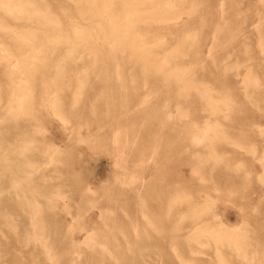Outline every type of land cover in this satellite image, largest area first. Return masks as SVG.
<instances>
[{"label": "rangeland", "instance_id": "rangeland-1", "mask_svg": "<svg viewBox=\"0 0 264 264\" xmlns=\"http://www.w3.org/2000/svg\"><path fill=\"white\" fill-rule=\"evenodd\" d=\"M36 1L40 7L46 6L48 9H45L50 10L53 15L60 16L59 18L63 21L65 27L70 29L71 24L75 28L78 25L76 29L81 30L83 28L82 31L84 30L85 33L87 31V37L83 38V41L78 44L79 47H76L77 49L71 52V55H73L72 60L68 59L64 53H60L52 58L45 57L48 56V53H44L43 57L45 59L43 58V60L45 63L50 64L41 68V70L36 69V71L33 68L35 63H37L36 60L39 59L34 58L31 56L32 54L28 53H31L32 50L30 51V49L32 48L29 47L30 45H27L29 41L21 40L22 33H24L21 28H24V31H29L32 28L34 31H39V28L42 26L32 20H21L18 13H16L17 16L13 14H9V16L7 13L2 14L0 9V22L5 27L0 28V115L4 113L8 114L7 107L14 104L11 98L15 95L22 94V92L23 94L28 93V97L32 95L30 98L25 99L24 104L25 106L28 105V108L24 106L26 112H23V114L21 112L14 117L18 130L16 129L14 135L6 139L7 142L5 144L9 143L15 146L17 145L16 143L23 144L21 142L25 141L27 142V146L30 145L29 149L38 146L39 148L49 149L52 152L54 160H50V164L40 166L41 156L39 157L38 151L30 150L26 153L27 157H22V160L24 163L29 164H25L26 169L22 168L21 171L15 174L16 176L22 174V177H24L21 180V184L25 190H18V193L23 194L21 197L18 196L22 200H28L27 205L29 207L31 206V203L29 204L30 199L33 200L32 197L30 198L33 190L39 193L36 196V200H42V202L47 198L52 200V197H54L53 200L69 199L71 213L67 214V212H63L58 214L57 218H53L48 216L50 209H44L41 214L45 218V221L42 220V224L44 223L43 225H47V228H50L49 232L44 230L50 235L48 238H50L49 242L51 247H53V249L51 248V255L55 259L51 261L53 258L48 259L40 239H36L35 242L33 234L29 233L30 235H28L26 241H23L25 234L23 227L25 219L23 216L25 214L17 205L18 200L21 199L19 197L17 199V191L10 186L9 174L1 171L0 189L1 192L4 191L2 192L3 201L0 204V217H2L0 218V264H109L115 261L114 259H111V261L108 259L110 253L115 251V249H131L134 247L135 241L143 238L145 233L157 235V232H154L150 226L149 221L165 214L167 204L162 205L161 203L171 198L176 202L175 207L173 206L176 216L173 217V220L176 219V223L174 224L177 225L173 232L176 234L166 239L163 246H159L158 244L149 246V249L154 251L153 255L156 259L161 260H153L151 263L147 262L148 264H264V88L260 90V87L264 85V78H262L264 77V0H172L173 5L175 3L177 7L178 3V9L183 11V13L181 12L180 19L170 23L172 30L167 27L168 25L164 21L160 22L159 20V22L157 20L156 22L152 21L147 26L141 25V28L145 29L147 36L163 37L162 39L165 43L161 47H158V50L156 49L155 53L151 55V57L155 55V58H160L159 62L164 57H170L171 49L174 46H179V49L187 53H179L177 56L171 55L169 58V62L171 63L167 67H174L176 65L174 64V59L180 58L177 62L180 69H183V67L189 69V71L187 70L188 72L182 75L187 79L179 80L174 86L162 80L158 83L151 81L150 78L152 76L149 74V71L141 72L134 70L132 68V53H128L127 50L123 49L113 52L106 50L107 53L115 55L118 58L117 70L113 69L114 59L110 58L111 63L108 70L98 67L87 71L86 74H81V68L85 66L82 62L91 63L84 60L86 54H89V57L93 58L94 52H96L94 50H98L99 52L109 42H113L116 38H113L111 33L115 29L108 27L110 26L109 23H106V27L105 21L102 19L98 18L101 22L99 20L90 22L79 16L78 9H82L81 11L90 9V5H86V1L88 0ZM120 1L114 0L113 6L111 5V8H114V5L117 6L121 3L117 7L115 6V11L118 10L116 13L120 12L118 18L120 19L123 15L122 19L118 20L120 22L117 31L120 30L123 33L127 31L126 25L129 24L130 20L128 21L129 17H125V15L129 9V12L135 13H131L133 16L137 15L135 17L130 15L132 20L134 19L132 24H135V18L137 19L141 12L149 11L148 13L153 12L154 16L155 14L156 17L159 16L157 11L150 12L152 8L150 3L151 5L157 4L160 0H155L154 2L145 0V2H148H141L142 5L139 4V6L133 3L135 5L134 7L131 4L134 7L133 9L131 5L130 7L128 6L131 0H127L128 3L125 0ZM4 2L7 3L8 0ZM158 3L160 4L161 2ZM86 6H88V9H85L87 8ZM135 8L138 9L137 13ZM148 13L146 12L145 14ZM126 16L129 15L127 14ZM12 17L15 19L19 18V21H15ZM5 22L11 25L9 27L13 31L9 30L8 24ZM135 22L136 24L139 23L138 21ZM96 23L100 24V26L103 24L102 29ZM91 24L93 25L90 26ZM121 26H125V29ZM254 26H258V28ZM19 27L21 28L19 29ZM141 28L140 31L142 30ZM144 29L142 30L143 33H145ZM258 29L259 31H257ZM120 31L118 33L122 34ZM193 32L196 34L195 36ZM11 34H13V39L11 38L13 41L8 38L12 36ZM18 38H20L21 42H19L20 40L18 41ZM102 38L103 40H101ZM88 43L90 45L93 43L92 47ZM117 44L128 46V43L123 42H118ZM22 45H27L28 47H25V49ZM8 48H11V50ZM21 49L25 51L22 52ZM27 49H29L28 52H26ZM5 52L10 54V57ZM157 52L160 53L158 54ZM16 53H19L22 58L20 55H14ZM42 53L40 55H43ZM23 56L26 58L24 59ZM30 57L35 59L34 63L30 62L31 60L33 61ZM6 59L10 60L6 61ZM15 59L18 62L23 60L22 64L20 62L16 63ZM57 61H68V63L76 64L78 72L69 70L63 73L59 71L60 68L55 63ZM223 64L226 65L223 66ZM30 66H33V68ZM228 66H230L229 69ZM222 68H224V71ZM21 69L24 72L23 74ZM23 69L25 71L26 69H31V73L29 72L28 74L29 70H27L25 77ZM246 70L250 73L247 74ZM11 71L15 73H13L14 76L13 74L11 75ZM161 71L155 73L161 79L172 77L170 76L171 72L174 77L176 74L180 76L179 72L174 73V71L165 69ZM193 73L196 74L194 75ZM15 75L18 77L15 78ZM32 75L35 77V80L31 77ZM191 75L192 77H190ZM11 76L13 77L11 78ZM76 76L83 77L82 81L79 82L74 79ZM145 76L148 78L146 81L142 80ZM253 76L256 78H253ZM52 77L58 79L52 81ZM26 78L31 80L27 79L28 84L26 83ZM217 78L224 79V81L219 82L216 80ZM250 78L253 81L258 78V81L253 82ZM12 81L19 83L15 84ZM185 83H187L190 90L193 89L190 91ZM245 83L249 86L248 89ZM249 83H251V86ZM257 83H261L260 86ZM45 84L48 87V92L53 93L55 91L57 93L55 94L54 92V95L52 93L47 94ZM192 84H194L195 88ZM12 85H15V89ZM181 86L185 87L182 88ZM12 87L13 90H11ZM20 87H23L22 92L20 91ZM29 87L33 90L29 91ZM203 87L209 91L206 92ZM25 90L26 92L24 93ZM11 92L14 96L10 94ZM45 92L46 96L49 95L50 99L45 96ZM204 92L207 94H204ZM252 92L253 94H251ZM208 93H211V96ZM75 94L76 96H73ZM190 94L197 95L196 101L189 102L186 100ZM226 94L229 98L225 97ZM53 97L56 102L51 100ZM75 97H78L76 102H74ZM213 97L217 99L214 98L215 102L212 99ZM220 98L221 101H219ZM251 98L254 100H250ZM27 99H32V102L26 101ZM230 99L232 103L229 102ZM258 100L260 101L258 102ZM51 102L53 104H49ZM54 103L57 106L59 105L57 109ZM226 103H230V108ZM211 104L212 106H216V109ZM225 104L230 109L227 108L229 110L228 113L234 112L233 114H227L226 111L228 110H226ZM44 105H47L46 108ZM102 109L106 110L100 112L99 110ZM213 109L219 111L216 112ZM59 110L61 113H59ZM221 111L224 112L222 113ZM55 112L56 115L54 114ZM187 113H189L188 116ZM182 114H185L184 117L181 116ZM224 114L228 115V117H225ZM0 119L2 120V118ZM206 125L209 127H206ZM211 126H215V128L213 127L215 130ZM192 135H196L197 138ZM197 139H199L198 141L201 140V142H196ZM211 155L214 156L210 158L212 161L209 160ZM206 157H208V160ZM216 158H218V162L215 164ZM211 164H215L216 166H212ZM27 167L29 170L31 167L35 168H31L29 171ZM212 168L213 171H211ZM30 181L34 183H28ZM30 185L35 186V188L29 189L31 188ZM24 192L28 196V198L26 196L27 199ZM40 193L45 196H42ZM60 195L64 196V198ZM201 208V215L193 216L196 219L191 218L192 212ZM106 212L109 213L107 214ZM186 212L191 214V217ZM5 213L8 214V218H6ZM9 216L11 219H9ZM60 221V229L58 230L61 232L59 235L74 224L72 236L78 242L82 241L87 232L86 229H81L80 227L81 225H86L90 231H94L93 238L97 239V242L108 241L107 244L110 246H108L109 252L107 251V256L105 249H99L98 246H102L100 243L88 244L83 242L77 247V250L80 252L79 260L70 261V256L77 257L78 252L72 251L73 249L69 245L66 247L57 245L58 241L55 234V229L57 228L54 226L55 223ZM222 224H226L230 229L234 227L233 229L238 230L236 231L237 234H245L244 236L240 235V237L236 236L238 237L236 239L240 241L239 247L243 241L242 245L246 247H242L245 249L240 248L241 251L240 249L237 251L238 249H234L232 245L212 243L211 237H205L211 243L197 245L194 243L196 242L194 238H197L196 233L190 235V237L194 238L184 235L193 232L197 227H201V225L218 228ZM11 228L14 229L12 230ZM116 229H119V231ZM134 232L137 233L134 234ZM188 238L190 239L188 240ZM243 238L246 240L244 241ZM174 240L181 242L186 240L191 242V244L171 245L170 242ZM246 243L250 246H247ZM90 247L92 249H89ZM94 248L101 251H98V254L95 255L92 253L95 250ZM217 249L220 250L221 254L217 253ZM236 252H240L239 255ZM243 253L246 255L244 256ZM175 254L179 256L176 257ZM250 261L252 262L250 263Z\"/></svg>", "mask_w": 264, "mask_h": 264}, {"label": "bare ground", "instance_id": "bare-ground-1", "mask_svg": "<svg viewBox=\"0 0 264 264\" xmlns=\"http://www.w3.org/2000/svg\"><path fill=\"white\" fill-rule=\"evenodd\" d=\"M5 1V0H4ZM4 1H2V0H0V9H1V11H2V14H5V13H7V15H9V14H13V15H15V16H17L16 15V13H18V15H19V18L21 19V20H27V21H29V20H32V21H35V22H37L40 26H42V27H40L39 28V31H34V30H27V31H24V28H21V27H19V29L21 28L22 30H23V32L24 33H22V38H21V36H20V38H21V40L22 41H29V43L27 44L26 42V44L30 47V48H32V49H30V51H31V53L30 52H28V50L29 49H27L26 50V52H28L31 56H33L34 58H38L39 60H36L37 61V63H35V65H34V68H33V66L31 67V68H33V70H36V69H40L41 70V68H43V67H46V66H48L50 63H45V61L43 60V56H44V53L45 54H47L48 53V56H45V57H53V56H57V55H59L60 53H64L65 55H66V57L68 58V59H73V55H71V52L74 50V49H77L79 46H78V44L81 42V41H83V38L85 39V37H87V31H86V33L84 32V30L82 31V29L81 30H79V29H76L77 28V26H76V28L74 27V25L73 26H71V24H70V29L68 28V27H65L64 26V23H63V21L58 17V16H55V15H53L51 12H50V10H47L48 9V7H40V5H38L39 3L36 1V0H8V2L6 3V2H4ZM77 1V0H76ZM83 1H85V0H83ZM117 1V0H116ZM119 1V0H118ZM122 1V0H121ZM120 1V2H121ZM126 1V3H128L127 2V0H125ZM124 1V2H125ZM148 1H150V0H148ZM148 1H146L145 2V0H131L129 3L130 4H128V6L130 7V5L131 4H138V5H136V6H139V4H141L142 5V3L141 2H145V3H147ZM151 1H155V0H151ZM181 1V0H180ZM89 2V3H88ZM113 2H114V0H88V1H86V5H90V9H88V6H86L87 8H85V9H88L87 11H81L80 9H78L79 10V16H81L82 17V19L84 18L85 20H87V21H90V22H94L95 20H99V19H102V20H104L105 21V25H106V23H109V25L110 26H108V27H112V29H115V30H112V32L113 33H111V32H108V33H111V36L113 37V38H116L113 42H109L108 43V45L106 46V47H104V49H102L101 51H99L98 52V50H94V51H96V52H94V57L93 58H90L89 57V54H86V57L84 58V60H87V61H90L91 63L90 64H87V62H82L83 64H85V66L83 67V68H81V70H82V73L81 74H86L87 73V71H89V70H93V69H96V68H102L103 70H108L109 68H110V58H113L114 59V70H117L118 69V65H117V59L118 58H116V56L115 55H110V53H107L106 52V50H109L110 52H113V51H118V50H120V49H123V50H127L128 51V53H132V55H133V61H132V68H134V70H139V71H141V72H147V71H149V74H151V78H150V80L151 81H153V82H159L160 80H162V81H166L168 84H170V85H172V86H174L176 83H178L179 82V80H186L182 75H184V73L185 72H188L189 71V69L188 68H184L183 67V69H180V67H179V65H178V60L180 59H174V64H176V65H174V67H167L171 62H169V58L171 57V55L173 56V55H175V56H177L179 53H183L184 52V50H182V49H179L177 46L175 47L174 46V48L173 49H171V55H170V57L168 56V57H164L163 59H162V61H158L159 59H157V58H155L154 56L153 57H151V55H153L154 53H155V51H156V49L158 48V47H161L165 42L163 41V37L161 38L160 36V38H158V37H156V36H147V34H146V31H145V29H144V32L145 33H143L142 32V26L141 25H149L150 24V22H156V20L158 21H160V22H162V21H164L168 26V28L169 29H171L172 30V25L170 24L171 22H173V21H177L178 19H180L181 18V14L183 13V11L181 10H179L178 9V3H177V7H176V5H175V3H174V5H173V1L172 0H164L163 1V3H162V0H160V1H158V2H161L160 4L157 2V4H153V5H151V3H150V6H152V8L150 9V12L151 11H157L159 14V16H157L156 17V14H155V16H154V13L153 12H151V13H148L149 11H146L148 14H145L146 12H141V14L137 17V19L135 18V21H138L139 23L138 24H136V22L134 21V23L135 24H132L133 23V20H132V18H131V16L130 15H132L131 13H133V12H129V10H127V8H126V10H127V14L129 15V16H126L125 15V17H129L128 18V23L129 24H127L126 25V27H127V31H124V33L122 32V31H120V32H122V34L121 33H118L119 31H117L118 29H119V22L120 21H118V20H120V19H122L121 17L123 16H121L120 17V19L118 18V16H120V12L118 13V15H117V13H116V11H118V10H116L115 11V6L116 5H114V8H111L113 5ZM178 2V1H177ZM47 3V2H46ZM156 3V2H155ZM221 4H222V2H220ZM41 4V3H40ZM42 4H44V3H42ZM72 4V3H71ZM71 4H69V5H71ZM78 5H79V3H77ZM119 4H121V3H119ZM118 4V5H119ZM133 4V6L135 7V5ZM45 5V4H44ZM44 5H42V6H44ZM61 5V4H60ZM73 5H75V4H73ZM80 5H81V3H80ZM112 5V6H111ZM117 5V6H118ZM124 5H125V3H124ZM148 5V4H147ZM146 5V6H147ZM85 6V5H84ZM116 6V7H117ZM127 6V7H128ZM132 6V5H131ZM131 7L132 9L134 8V7ZM59 7H61V6H59ZM83 7V6H82ZM126 7V6H125ZM125 7H123L124 9H125ZM45 8H47V9H45ZM57 8V7H56ZM138 8V7H137ZM147 8H148V6H147ZM50 9V8H49ZM144 9V8H143ZM149 9V8H148ZM77 10V11H78ZM135 10H136V13H137V11H138V9H136L135 8ZM185 10V9H184ZM121 11V10H120ZM133 11V10H132ZM141 11H143V10H141ZM14 12H15V14H14ZM66 12H68L67 10H66ZM65 12V13H66ZM129 12V13H128ZM135 12V11H134ZM182 12V13H181ZM123 13H126V12H123ZM140 13V12H139ZM138 13V14H139ZM69 14V13H68ZM133 14H135V13H133ZM63 15H66V14H63ZM4 16V15H3ZM10 16V15H9ZM70 16V15H69ZM133 16V15H132ZM135 16H137V15H135ZM135 16H133V17H135ZM65 17V16H64ZM13 18V17H12ZM17 18V17H16ZM19 18H17V19H15V18H13L15 21H19ZM70 18V17H69ZM80 18V17H79ZM99 18V19H98ZM1 19H2V17H1ZM71 19H72V17H71ZM4 20V19H3ZM2 20V21H3ZM20 20V21H21ZM69 20V19H68ZM125 20H127L126 18H125ZM155 20V21H154ZM9 21V20H8ZM100 21V20H99ZM98 21V22H99ZM122 21V20H121ZM132 21V22H131ZM158 21V22H159ZM259 21H260V19H259ZM23 22V21H22ZM71 22V21H70ZM69 22V23H70ZM74 22V21H73ZM101 22V21H100ZM99 22V23H100ZM6 23V22H5ZM32 23V22H31ZM30 23V24H31ZM75 23V22H74ZM89 23V22H88ZM104 23V22H103ZM126 23H127V21H126ZM4 24V23H3ZM6 24H8L7 26H8V28H9V30L10 31H13L12 30V28L10 29V27L9 26H11L9 23H6ZM77 24H79L78 22H77ZM81 24V23H80ZM94 24V23H93ZM93 24H91L90 26H92ZM97 24V23H96ZM101 24V23H100ZM100 24H97V26L100 28V29H102L101 27H102V25L100 26ZM122 24V23H121ZM14 25V24H13ZM17 25V24H16ZM37 25V24H36ZM69 25V24H68ZM86 25V24H85ZM124 25V24H123ZM157 25H158V23H157ZM29 26V25H28ZM27 26V27H28ZM84 26V25H83ZM259 26H260V24H259ZM2 27H4L3 25H2V23L0 22V28H2ZM26 27V26H25ZM79 27H81V26H79ZM85 27V26H84ZM103 27H105V26H103ZM106 27H107V25H106ZM105 27V28H106ZM121 27H123V26H121ZM150 27V26H149ZM161 27V26H160ZM159 27V28H160ZM254 27H257L258 28V26H254ZM5 28V27H4ZM7 28V29H8ZM14 28H16V27H14ZM30 28H31V26H30ZM90 28V27H89ZM105 28H103V29H105ZM140 28L142 29L141 31H140ZM148 28V27H147ZM18 29V30H19ZM35 29V28H34ZM87 29V28H86ZM85 29V30H86ZM93 29V28H92ZM98 29V28H97ZM122 29V28H121ZM123 29H125V26L123 27ZM122 29V30H123ZM259 29H261V28H259ZM259 29L257 30V31H259ZM2 30H4V29H2ZM109 30V29H108ZM111 30V29H110ZM15 31H17V30H15ZM21 31V30H20ZM91 31V30H90ZM97 31V30H96ZM100 31H102V30H100ZM88 32H89V30H88ZM95 32V31H94ZM98 32V31H97ZM103 32V31H102ZM106 32V31H105ZM14 33H16V32H14ZM13 33V34H14ZM101 33V32H100ZM107 33V34H108ZM192 33V32H191ZM4 34V33H3ZM6 34V33H5ZM9 34H10V32H9ZM13 34H11L12 36L10 37H8V38H10V40H11V38L13 37ZM16 34H18V33H16ZM91 34V33H90ZM90 34H88V35H90ZM102 34H104V32L102 33ZM193 34H194V32H193ZM8 35V34H7ZM97 35H98V33H97ZM96 35V36H97ZM105 35H106V33H105ZM196 34H194V36H195ZM5 36V35H4ZM19 36V35H18ZM18 36H16V37H18ZM92 36V35H91ZM104 36V35H103ZM109 36V35H108ZM107 36V37H108ZM193 36V35H192ZM193 36V37H194ZM6 37V38H7ZM97 37H99V36H97ZM15 38V37H14ZM20 38H18V41L20 40ZM106 38V37H105ZM13 39V38H12ZM82 39V40H81ZM92 39V38H91ZM97 39H100V38H97ZM17 40V39H16ZM21 40L19 41V42H21ZM93 40H95V39H93ZM101 40H103V38L101 39ZM107 40H109V39H107ZM119 40V41H118ZM187 40V39H186ZM11 41H13V40H11ZM86 41V40H85ZM87 41H89V40H87ZM96 41V40H95ZM99 41V40H98ZM105 41V40H104ZM16 42V41H15ZM118 42H123V43H128V46H125V45H119V44H117ZM180 42V41H179ZM16 43H18V42H16ZM94 43V42H93ZM93 43H91V45L89 44V46L90 47H92V44ZM167 43V42H166ZM195 43V42H194ZM19 45V44H18ZM27 45H22V46H24V48L25 47H28ZM85 45H87V44H85ZM95 45H96V42H95ZM194 45V44H193ZM6 46H8V45H6ZM17 46V45H16ZM101 46V45H100ZM103 46V45H102ZM188 46V45H187ZM1 47V46H0ZM4 47V46H3ZM19 47V46H18ZM77 47V48H76ZM86 47V46H85ZM97 47H98V45H97ZM189 47V46H188ZM7 48V47H6ZM11 48H12V46H11ZM11 48H8V49H10L11 50ZM20 48V47H19ZM185 48H186V46H185ZM2 49H4V48H2ZM7 49V50H8ZM14 49V48H13ZM17 49V48H16ZM23 49V48H22ZM21 49V50H22ZM26 49V48H25ZM90 49V48H89ZM101 49V48H100ZM189 49V48H188ZM0 50H1V48H0ZM158 50V49H157ZM161 50V49H160ZM170 50V49H169ZM4 51V50H3ZM9 51V50H8ZM18 51V50H17ZM23 51H25V50H22V52ZM68 53H67V52ZM85 51H87V50H85ZM92 51V50H91ZM90 51V52H91ZM167 51V50H166ZM263 51H264V49H263ZM25 52V53H26ZM43 52V53H42ZM162 52H164V51H162ZM4 53V52H3ZM5 53H7V52H5ZM15 53V52H14ZM20 53V52H19ZM19 53H16V54H14V55H20ZM28 53H26V54H28ZM40 53H42L43 55H40ZM83 53V52H82ZM92 53V52H91ZM158 53V52H157ZM156 53V54H157ZM160 53V52H159ZM158 53V54H159ZM184 53H186V52H184ZM24 54V53H23ZM26 54H24V55H26ZM168 54V53H167ZM167 54H166V56H167ZM187 54V53H186ZM2 55V54H1ZM9 55V57H10V54H8L7 53V56ZM22 55V54H21ZM20 55V56H21ZM184 55V54H183ZM12 56V55H11ZM20 56H19V58H20ZM27 56V55H26ZM42 56V57H41ZM164 56V55H163ZM186 56V55H185ZM4 57H5V55H4ZM13 57V56H12ZM11 57V58H12ZM14 57H16V56H14ZM158 57V56H157ZM6 58V57H5ZM21 58H22V56H21ZM23 58H24V56H23ZM26 58V57H25ZM24 58V59H25ZM30 58H32V57H30ZM42 58V59H41ZM184 58V57H183ZM182 58V59H183ZM13 59V58H12ZM11 59V60H12ZM16 59H18V58H16ZM16 59H15V61H16ZM28 60H29V58H27ZM33 59V58H32ZM45 59V58H44ZM47 59V58H46ZM89 59H91V60H89ZM131 59V58H130ZM173 59V58H172ZM213 59V58H212ZM8 60H10V59H8ZM7 59H6V61H8ZM19 60V59H18ZM18 60L16 61V63L18 62ZM21 60V59H20ZM28 60H27V62H28ZM34 60L35 59H33V61L31 60H29L31 63H34ZM23 61V60H22ZM22 61L20 62V64H22ZM24 61H26V60H24ZM213 61H214V59H213ZM212 61V62H213ZM219 61V60H218ZM237 61V60H236ZM11 62V61H10ZM9 62V63H10ZM18 62V63H19ZM97 62H99V63H97ZM183 62V61H182ZM181 62V63H182ZM222 62V61H221ZM8 63V62H7ZM12 63H13V61H12ZM15 63V62H14ZM24 63V62H23ZM56 63V65L57 66H59V68H60V70L59 71H62L63 73H65L66 71H69V70H71V71H76V72H78V66H76V64H73V63H68V61H57V62H55ZM191 63H193V62H191ZM214 64H215V62H213ZM19 64V65H20ZM26 65H27V63H25ZM24 64V65H25ZM29 64V63H28ZM228 64V63H227ZM14 65V64H13ZM18 65V64H17ZM16 65V66H17ZM33 65V64H32ZM189 65V64H188ZM203 65V64H202ZM224 65H226V64H223V66ZM258 65V64H257ZM28 66V65H27ZM187 66V65H186ZM190 66V65H189ZM188 66V67H189ZM194 66V65H193ZM232 66V65H231ZM237 66H239V64H237ZM236 66V67H237ZM262 66V65H261ZM264 66V65H263ZM15 67V66H14ZM19 67H21V66H19ZM26 67V66H25ZM208 67V66H207ZM229 67L230 66H228V69H229ZM241 67V66H240ZM251 67V66H250ZM250 67H249V69H250ZM12 68V67H11ZM17 68V67H16ZM23 68V67H22ZM190 68V67H189ZM238 68V67H237ZM236 68V69H237ZM254 68V67H253ZM163 69H165V70H171V71H174V73H176V72H179V75L180 76H178V74H176V76L174 77L173 75H172V72H171V75L170 74H168V75H170V76H172V77H169V78H166V79H161V77H158V75L157 74H155L156 72H158V71H161V70H163ZM191 69V68H190ZM203 69V68H202ZM208 69V68H207ZM223 69V71H224V68H222ZM239 69V68H238ZM260 69H262V68H260ZM11 70V69H10ZM9 70V71H10ZM19 70V69H18ZM24 71H25V69H23ZM27 70H29V69H26V71ZM31 70V69H30ZM30 70L28 71V74H29V72H30ZM188 70V71H187ZM234 70V69H233ZM248 70V69H247ZM246 70V71H247ZM255 70V69H254ZM13 71L15 72V70L13 69ZM17 71V70H16ZM20 71V70H19ZM21 71H22V69H21ZM25 71V77H26V74H27V72ZM37 71V70H36ZM193 71V70H192ZM191 71V72H192ZM203 71V70H202ZM208 71V70H207ZM251 71V70H250ZM12 72V71H11ZM10 72V73H11ZM14 72H12L11 73V75L14 73ZM34 72V71H33ZM162 72V71H161ZM24 72L22 71V74H23ZM31 73V72H30ZM164 73H167V72H164ZM170 73V72H169ZM173 73V74H174ZM246 73V72H245ZM248 73H250V72H248L247 71V74ZM15 74V73H14ZM14 74H13V76H14ZM194 74V73H193ZM196 74V73H195ZM194 74V75H195ZM252 74V73H251ZM18 75V74H17ZM31 75V74H30ZM29 75V76H30ZM165 75V74H164ZM163 75V76H164ZM214 75V74H213ZM238 75H239V73H238ZM237 75V76H238ZM250 75V74H249ZM249 75H248V78H249ZM13 76H11V78L13 77ZM16 76V75H15ZM19 76H21V75H19ZM23 76V75H22ZM21 76V77H22ZM162 76V75H161ZM18 76H16L15 78H17ZM20 77V78H21ZM31 77H33V80H35V77L32 75ZM30 77V78H31ZM166 77V76H165ZM186 77V76H185ZM188 77V76H187ZM190 77H192V75L190 76ZM196 77V76H195ZM224 77V76H223ZM242 77H244V76H242ZM250 77H251V75H250ZM10 78V79H11ZM14 78V79H15ZM248 78H246V79H248ZM253 78H256V77H254L253 76ZM262 78H264V77H262ZM28 78H26V83L28 82V80H30V79H28ZM56 79H58V78H55V77H52V81H54V80H56ZM74 79H76L77 81H82V79H83V77H80V76H76ZM190 79V78H189ZM251 79V78H250ZM258 79V78H257ZM256 79V80H257ZM13 80V79H12ZM142 80H148V78H146V76H145V78H142ZM193 80V79H192ZM217 81H219V82H221V81H224V79H221V78H217L216 79ZM252 80V79H251ZM251 80H249V81H251ZM256 80H254V81H256ZM24 81V80H23ZM22 81V82H23ZM31 81V80H30ZM195 81V80H194ZM244 81V80H243ZM247 81V80H246ZM253 81V80H252ZM253 81V82H254ZM258 81V80H257ZM185 82V81H184ZM187 82V81H186ZM197 82H199L198 80H197ZM197 82H196V84H197ZM12 83H15V82H13L12 81ZM16 83H19V82H16ZM15 83V84H16ZM21 83V82H20ZM25 83V82H24ZM29 83V82H28ZM27 83V84H28ZM31 83V82H30ZM192 83V82H191ZM190 83V84H191ZM194 84H195V82H193ZM201 83V82H200ZM199 83V84H200ZM247 83V82H246ZM246 83H245V85H246ZM264 83V82H263ZM22 84V83H21ZM26 84V85H27ZM161 84H163V83H161ZM186 84V87H188V89H189V86L187 85V83H185ZM194 84H192L193 85V87H194ZM207 84V83H206ZM209 84V83H208ZM248 84V83H247ZM250 84V86H251V83H249ZM257 84H259V83H257ZM261 84V83H260ZM260 84H259V86H260ZM24 85V84H23ZM164 85V84H163ZM167 85V84H166ZM182 85V84H181ZM184 85V84H183ZM210 85H212V84H210ZM209 85V86H210ZM222 85V84H221ZM220 85V86H221ZM243 85V84H242ZM13 86V85H12ZM15 86V85H14ZM13 86V87H14ZM45 86V89H47L46 90V92H47V94H49V93H52V92H48L49 90H48V87L46 86V84L44 85ZM48 86H50V85H48ZM80 86H81V83H80ZM165 86V85H164ZM177 86H178V84H177ZM191 86V85H190ZM196 86V85H195ZM199 86V85H198ZM213 86V85H212ZM246 86H248V85H246ZM245 86V87H246ZM258 86V85H257ZM258 86V87H259ZM264 85H262L261 87H260V90H262L264 87H263ZM13 87H12V89L11 90H13ZM31 87V86H30ZM30 87L28 88V89H30ZM180 87V86H179ZM182 87V86H181ZM183 87H185V86H183ZM182 87V88H183ZM202 87V86H201ZM206 87V86H205ZM205 87H203V88H205ZM208 87V86H207ZM256 87V86H255ZM258 87H257V89H258ZM18 88V87H17ZM16 88V89H17ZM21 88V87H20ZM23 88V87H22ZM22 88H21V92H22ZM33 88V87H32ZM50 88V87H49ZM82 88V87H81ZM195 88V87H194ZM198 88V87H197ZM199 88H200V86H199ZM198 88V89H199ZM202 88V89H203ZM222 88V87H221ZM220 88V89H221ZM249 88V86L247 87V89ZM262 88V89H261ZM2 89V88H1ZM14 89H15V87H14ZM24 89H25V87H24ZM27 89V90H28ZM44 89V90H45ZM54 89V88H53ZM79 89H80V87H79ZM180 89V88H179ZM186 89V88H185ZM193 89V88H192ZM191 89V90H192ZM197 89V90H198ZM211 89V88H210ZM212 89H214V88H212ZM247 89H244V90H247ZM252 89H254L253 87H252ZM257 89H256V91H257ZM31 90H33V89H30L29 91H31ZM184 90V89H183ZM190 90V89H189ZM190 90V91H191ZM196 90V89H195ZM205 90H206V88H205ZM204 90V91H205ZM10 91V90H9ZM15 91V90H14ZM13 91V92H14ZM57 91V90H56ZM78 91H80V90H78ZM182 91V90H181ZM180 91V92H181ZM185 91V90H184ZM209 91V90H208ZM207 90H206V92H208ZM214 91V90H213ZM216 91V90H215ZM254 91H255V89H254ZM253 91V92H254ZM259 91V90H258ZM16 92V91H15ZM18 92H19V89H18ZM26 92V90L24 91V93ZM44 92V91H43ZM42 92V93H43ZM46 92H45V96H46ZM55 91H53V93H54ZM186 92V91H185ZM200 92V91H199ZM206 92H204V94L206 93ZM211 92V91H210ZM219 93H220V91H218ZM218 92H216L218 95H219V93ZM253 92L251 93V94H253ZM262 92V91H261ZM17 93V92H16ZM16 93H14V94H16ZM52 93V94H53ZM57 92H55V94H56ZM79 93V92H78ZM78 93H77V95H78ZM182 93V92H181ZM201 93H202V90H201ZM211 93H214V92H211ZM211 93H208L209 94V96H211ZM10 94H12V92L10 93ZM27 94L28 93H26V94H23V92H22V94H17V95H13L12 94V96H14L13 98H11V100L13 101H11L12 103H14V104H11V105H9L8 107H7V112H8V114H1L0 115V118H2V120L0 119V122L1 121H3L2 122V124H0V141H2V143H0V173H1V171H5V172H7L8 174H9V180H10V186H12L16 191H17V193H18V190H20V189H23V190H25L24 189V186L21 184L22 182H21V180L24 178V177H22V174L20 175V176H16L15 174L17 173V172H19V171H21L22 170V168H24V169H26V165L25 164H29V163H24L23 162V160H22V157H24V156H26V153H28L30 150L32 151V150H34V151H38V154H39V157H40V161H41V164H40V166H42V165H47L49 162H50V160L52 161V159H53V155L51 154L52 152L49 150V149H44V148H39V146L38 147H33L32 149H29L30 147V145L29 146H27L26 144H27V142H21V143H23V144H20V143H16L17 145H12V144H5V142H7L6 141V139L7 138H9V136H11V135H14V133L16 132V129H17V126H16V122L14 121L15 120V116L17 115V114H19V113H21L22 112V114H23V112H26V110H25V108H24V106H25V99L26 98H30L32 95H31V93H30V97H28L27 96ZM44 94V93H43ZM186 94H188V93H186ZM196 94H197V92H196ZM207 94V93H206ZM247 94H249V93H247ZM255 94V93H254ZM54 95V94H53ZM185 95V94H184ZM27 96V97H26ZM51 96V95H50ZM57 96V95H56ZM73 96H76V94L75 95H73ZM97 96H99V95H97ZM177 96V95H176ZM179 97H180V95H178ZM196 96L197 95H192V94H190L189 96H187V98H186V100H188L189 102L190 101H196ZM198 96H199V94H198ZM204 96V95H203ZM213 96V95H212ZM223 96V95H222ZM249 96H251V95H249ZM248 96V97H249ZM255 96H256V94H255ZM263 96V95H262ZM47 98L49 97V95L48 96H46ZM178 97V98H179ZM199 97H201V96H199ZM205 97H207V96H205ZM224 97V96H223ZM225 97H227V94H226V96ZM231 97V96H230ZM254 97V96H253ZM260 97V96H259ZM43 98V97H42ZM45 98V97H44ZM78 97H75V101L74 102H76V99H77ZM208 98V97H207ZM210 98V97H209ZM214 98L216 99V97H213L212 99H213V101H214ZM227 98H229V97H227ZM226 98V100H228ZM10 99V98H9ZM8 99V100H9ZM34 99V98H33ZM46 99V98H45ZM49 99H50V97H49ZM55 98L53 97V99H51L52 101L54 100ZM57 99H58V97H57ZM56 99V100H57ZM225 99V98H224ZM249 99V98H248ZM253 98H251L250 100H252ZM261 99H263V98H261ZM32 100V99H31ZM31 100H29V99H27L26 101H31ZM43 100V99H42ZM200 100V99H199ZM203 100V99H202ZM209 100V99H208ZM217 100V99H216ZM219 100V99H218ZM254 100V99H253ZM256 100V99H255ZM45 101V100H44ZM55 101V100H54ZM59 101H61V99H59ZM213 101H210L211 103L213 102ZM219 101H221V98H220V100ZM222 101H223V99H222ZM260 100H258V102H259ZM0 102H1V100H0ZM32 102V101H31ZM30 102V103H31ZM46 102H47V100H46ZM49 102V101H48ZM56 102V101H55ZM215 102V101H214ZM213 102V103H214ZM225 102H227V101H225ZM229 102H231V99H230V101ZM253 102H256V101H253ZM35 103V102H34ZM207 103H208V101H207ZM222 103V102H221ZM232 103V102H231ZM263 103V102H262ZM1 104V103H0ZM9 104V103H8ZM29 104V103H28ZM32 104V103H31ZM30 104V105H31ZM48 104V103H47ZM49 104H53V102H51V103H49ZM48 104V106L49 107H51V105H49ZM54 104H56V103H54ZM224 104V103H223ZM226 104H228V103H226ZM226 104H225V108H226V110H228L229 108H230V103L228 104V106H229V108L226 106ZM255 104V103H254ZM27 105V104H26ZM218 105V104H217ZM232 105V104H231ZM258 105H259V103H258ZM263 105V104H262ZM28 106V105H27ZM27 106H25L26 108H28ZM45 106V105H44ZM47 106V105H46ZM46 106H45V108H46ZM53 106H55V105H53ZM208 106V105H207ZM211 106H212V104H211ZM214 106V105H213ZM212 106V107H213ZM260 106V105H259ZM57 107H59V105L57 106V104H56V106H55V108L57 109ZM209 107V106H208ZM234 107V106H233ZM256 107H258V106H256ZM264 107V106H263ZM5 108V107H4ZM9 108V109H8ZM45 108H44V110H45ZM188 108V107H187ZM210 108V107H209ZM214 108L216 109V106H214ZM220 108V107H219ZM218 108V109H219ZM228 108V109H227ZM260 108V107H259ZM261 108H262V106H261ZM50 109V108H49ZM48 109V110H49ZM54 109V108H53ZM55 109V110H56ZM183 109V108H182ZM192 109V108H191ZM195 109V108H194ZM215 109H213L214 111H216ZM233 109V108H232ZM54 110V111H55ZM106 110V109H105ZM105 110H99L100 112L101 111H105ZM184 110V109H183ZM210 110H211V108H210ZM219 110H221V109H219ZM219 110H217V111H219ZM226 110H224V111H226ZM230 110V109H229ZM229 110L228 111H226L227 112V114L228 115H230V114H233V113H228L229 112ZM1 111H2V109H1ZM27 111H28V109H27ZM31 111V110H30ZM41 111V110H40ZM56 111H58V110H56ZM182 111V110H181ZM194 111V110H193ZM212 111V110H211ZM216 111V112H217ZM223 111V112H224ZM4 112H6V111H4ZM46 112V111H45ZM49 112V111H48ZM47 112V113H48ZM222 112V111H221ZM221 112H220V114H221ZM222 112V113H223ZM231 112H232V110H231ZM1 113V112H0ZM3 113V112H2ZM29 113V112H28ZM50 113V112H49ZM59 113H61L60 112V110H59ZM184 113H185V111H184ZM196 113V112H195ZM211 113V112H210ZM213 113V112H212ZM27 114V113H26ZM55 115H56V112L54 113ZM188 114L189 113H187V116H188ZM216 114V113H215ZM217 114H219V113H217ZM48 115V114H47ZM57 115H59V114H57ZM185 115V114H184ZM184 115L182 114L181 116H183L184 117ZM223 115V114H222ZM225 115V117H228V115L226 116V114H224ZM18 116H20V115H18ZM46 117V116H45ZM60 117V116H59ZM230 117V116H229ZM19 118V117H18ZM40 118H41V116H40ZM47 118V117H46ZM62 119V118H61ZM38 125V124H37ZM208 125H206V127H207ZM209 127V126H208ZM212 127V126H211ZM210 127V128H211ZM214 128H215V126H213ZM212 127V128H213ZM37 128H39V127H37ZM203 128V127H202ZM213 128V129H214ZM40 129V128H39ZM189 129V128H188ZM209 129V128H208ZM207 129V130H208ZM217 129V128H216ZM18 130V129H17ZM210 130V129H209ZM208 130V131H209ZM215 130V129H214ZM201 135V134H200ZM200 135H199V137H200ZM192 136H195L196 137V135H192ZM79 137V136H78ZM192 138V137H191ZM197 138V137H196ZM201 139H202V137H200ZM84 139V138H83ZM193 139L195 140V138L193 137ZM194 140H193V142H194ZM199 139H197L196 140V142H201V140L200 141H198ZM81 143V142H80ZM196 145V144H195ZM2 146V147H1ZM185 152V151H184ZM55 153V152H54ZM37 155V154H36ZM55 155V154H54ZM214 155V154H213ZM216 156V155H215ZM27 157V156H26ZM211 157H214V156H210L209 157V160H211L210 158ZM217 157V156H216ZM192 158V157H191ZM207 158V160H208V157H206ZM205 158V159H206ZM188 159V158H187ZM54 160V159H53ZM215 160V159H214ZM217 160V161H216ZM216 160L214 161V163L216 164V162H218V158H216ZM212 161V160H211ZM33 162H34V160H33ZM31 163V162H30ZM50 164V163H49ZM215 164H211L212 166H214ZM220 164V163H219ZM34 165V164H33ZM37 165V164H36ZM52 165V164H51ZM206 165V164H205ZM210 165V166H211ZM221 165V164H220ZM219 165V166H220ZM31 166H32V164H31ZM216 166V165H215ZM224 166V165H223ZM209 167V166H208ZM32 168V167H31ZM31 168H30V170H31ZM33 168H35V167H33ZM32 168V169H33ZM37 168V167H36ZM214 168V167H213ZM213 168H212V170L211 171H213ZM27 169H28V167H27ZM38 169V168H37ZM209 169V168H208ZM29 170V169H28ZM29 170V171H30ZM203 170V169H202ZM226 170V169H225ZM24 171V170H23ZM35 171V170H34ZM27 173H29V172H27ZM26 173V174H27ZM212 173V172H211ZM211 173H210V176H211ZM30 174H32L31 172H30ZM18 175V174H17ZM209 175V174H208ZM213 175V174H212ZM26 176V175H25ZM30 176V175H29ZM1 177V176H0ZM27 177V176H26ZM29 181V180H28ZM28 183H34V182H28ZM38 185V184H37ZM28 186H29V184H28ZM31 186V188H29V189H32V188H35V186H33V185H30ZM1 188V187H0ZM61 188V187H60ZM39 189V188H38ZM73 190V189H72ZM4 191V190H3ZM2 191V192H3ZM2 192H1V189H0V204L2 203V201H3V198H2ZM28 193H29V191H27ZM31 192V191H30ZM38 192V191H37ZM47 192V191H46ZM42 193H43V191H42ZM30 194V193H29ZM31 196H30V198L32 197L33 198V200L32 199H30L31 201L29 202V204L31 203V206L29 207L27 204H28V200H22L20 197H21V195H23L22 193H18L17 194V199H18V197L21 199V200H18L19 202L17 203V205H18V208H21L22 210V212L25 214L23 217H24V219H25V222L23 223V227H24V230H25V234H24V238H23V241L25 242L26 241V239H27V237H28V235H30L29 233H31V234H33V237H34V241L36 242V239H40L41 240V242H42V244H43V248H44V250H45V253H46V255L48 256V259L49 258H51L52 257V250H51V248L53 249V247H51V245H50V242H49V240H50V238H48V237H50V235H48L47 234V232H49V227L47 228V225L45 226V225H43L42 224V220L43 221H45V218L44 217H42V213H43V210L44 209H46V210H48V209H50L49 210V212H48V216H51V217H53V218H57V216H58V214H61V213H63V212H67V214L68 213H71V211H70V201H69V199H67V200H53V198L54 197H52V200H49L48 198V200L46 199V198H44V199H46V200H43V202H42V200H36V196L37 195H39V193H36V191L35 190H33V192H31ZM41 194V193H40ZM19 195V196H18ZM24 195H25V198H26V193L24 192ZM42 195V194H41ZM42 196H45V195H42ZM62 198H64V196H62V195H60ZM81 196V195H80ZM169 196V195H168ZM24 197V196H23ZM22 197V198H23ZM27 198H28V196H27ZM26 198V199H27ZM41 198H43V197H41ZM167 198V197H166ZM171 198V197H170ZM176 198V197H175ZM35 199V200H34ZM85 200V199H84ZM169 200V199H168ZM166 201V200H164V201H162V205H165V204H167V209H166V212H165V214L163 215V216H160L159 218H157V219H152V221L150 220L149 221V223H150V226L153 228V230H154V232H157L156 234L157 235H154V234H152V233H145V235H144V237L143 238H141L140 240H138V241H135V243H134V247H132L131 249L130 248H127V249H124V248H121V249H119V250H116L115 249V251H112L111 252V250H110V257H108V259H110V261H111V259H114L115 261L114 262H116L117 264H148L147 262H149V263H151L153 260H161V259H156V257L153 255V253H154V251L152 250V249H149V246H151L152 244L154 245V244H158L159 246H163L164 244H165V242H166V239H168V238H170V236H175V232H173L174 230H175V227L177 226L176 224H174V223H176V219H174L173 220V217H176L175 216V213H174V209H173V206L175 207V205H176V202L175 201H173V199L171 198L169 201ZM17 201V200H16ZM205 207V206H204ZM204 207H202L203 209H204ZM202 208L201 209H199V210H196V211H193L192 212V217L190 216L191 214H189L188 212H186V213H188L189 214V216L191 217V218H193V216H198V215H201L200 213L202 212ZM108 211H110V210H108ZM46 212V211H45ZM1 213V212H0ZM107 213V212H106ZM109 213V212H108ZM107 213V214H108ZM185 213V214H186ZM6 214V213H5ZM5 214H4V216H5ZM11 214V213H10ZM110 214H112L111 213V211H110ZM109 214V215H110ZM185 214H183L184 216H185ZM187 214V215H188ZM7 215L8 214H6V218H8L7 217ZM102 216H103V214H101ZM182 215V217H184ZM100 216V215H99ZM98 216V217H99ZM111 216V215H110ZM188 216V217H189ZM10 217V216H9ZM182 217H180V218H182ZM186 217V216H185ZM188 217H187V220H188ZM0 218H2V217H0ZM81 218V217H80ZM79 218V219H80ZM179 218V219H180ZM190 218V219H191ZM3 219H5V218H3ZM9 219H11V217L9 218ZM77 219V218H76ZM189 219V220H190ZM193 219H196V218H193ZM72 220H73V218H72ZM105 220V219H104ZM110 220V219H109ZM182 220H183V218H182ZM182 220H180V221H182ZM12 222H13V220H12ZM60 223H61V221L60 222H58V223H55V228H57V229H55L56 230V232H55V234H56V239H57V241H58V243H57V245L58 246H62V247H66V246H70L73 250L72 251H76V252H78L77 254H78V256L77 257H73V256H70V261H75V260H79V258H80V252L77 250V247H79L80 245H81V243H88V244H91V243H96V244H98V243H100L102 246L100 247V246H98L99 247V249H105L106 250V252L109 250V248H108V246H110V245H108L107 243H108V241H99V242H97L96 240H95V238H93L94 237V231H90V229H89V227H87L86 225H81V229H86V232H87V234L84 236V238H83V240L82 241H77L76 239H74L73 238V236H72V233H73V230H74V227L73 226H75L74 224H72L71 225V227L69 228L68 227V229H65L66 231L64 232V233H62L61 235H59L60 234V230H58V229H60ZM72 223V222H71ZM7 224H9V223H7ZM11 224V223H10ZM9 224V225H10ZM15 224V223H14ZM11 225H13V224H11ZM5 226H6V224H5ZM8 226V225H7ZM45 226V227H44ZM69 226V225H68ZM118 226V225H117ZM149 226V227H150ZM200 226V225H199ZM13 227H15V226H13ZM16 227H17V225H16ZM108 227V226H107ZM143 228V227H142ZM234 228V227H233ZM230 229L226 224H222L220 227H218V228H215V227H206L205 225H201V227H197L193 232H190V233H186V234H184L185 236H188V237H190V235H194L195 233H196V236H197V238L195 239L194 237H190V238H194V240L196 241V242H194V243H196L197 245L198 244H200V245H202V244H209V243H219V244H222V243H225V244H227L228 246H230V245H232L233 247H234V249H238L237 251H239V249L241 248H244V247H242V246H245V245H242V242H241V246L239 247V243H240V241H238L239 239H236V238H238V237H236L237 235L240 237V235H242V236H244L243 234H237V232L236 231H238L237 229ZM12 230L14 229V228H11ZM10 229V230H11ZM18 229V228H17ZM17 229H16V231H17ZM47 230V232L45 231V230ZM110 229V228H109ZM197 229H199L198 231H196ZM246 229V228H245ZM116 230H118L119 231V229H116ZM133 230H134V227H133ZM144 230V229H143ZM152 230V231H153ZM109 231V230H108ZM136 231V230H135ZM244 231V230H243ZM247 231V230H246ZM245 231V232H246ZM0 232H1V230H0ZM122 232V231H121ZM120 232V233H121ZM133 232V231H132ZM146 232V231H145ZM153 232V233H154ZM135 233H137V232H134V234ZM239 233H240V231H239ZM243 233V232H242ZM15 234H17V233H15ZM247 234V233H246ZM19 235V234H18ZM120 235H123V234H120ZM1 236H2V233H1ZM195 236V237H196ZM242 236H241V238H242ZM21 237V236H20ZM31 237V236H30ZM96 237V236H95ZM135 237H136V235H135ZM204 237V238H203ZM205 237H211L210 239H212V241L210 242V240H207V238H205ZM103 238H104V236H103ZM114 238V237H113ZM190 238H188V240L190 239ZM240 238V239H241ZM245 238V237H244ZM243 238V239H244ZM4 239V238H3ZM105 239V238H104ZM123 239L125 240V237L123 236ZM139 239V238H138ZM16 240H18V239H16ZM28 240H30L29 238H28ZM33 240V239H32ZM39 240V241H40ZM100 240V239H99ZM193 240V241H194ZM246 239H244V241H245ZM22 241V242H23ZM29 242V241H28ZM27 242V243H28ZM170 242V241H169ZM3 243V242H2ZM38 243V242H37ZM40 243V242H39ZM117 243V242H116ZM124 243H127V242H124ZM252 243V242H251ZM250 243V244H251ZM32 244V243H31ZM88 244H86V245H88ZM128 244V243H127ZM170 244L171 245H173V244H187V245H189V244H191V242H189V241H186V240H183L182 242L181 241H179V240H177V241H172V242H170ZM244 244V243H243ZM247 244V243H246ZM26 245V244H25ZM37 245V244H36ZM117 245V244H116ZM115 245V246H116ZM257 246H259L258 244H256ZM41 246V245H40ZM93 246V245H92ZM247 246H250L249 244H247ZM253 246V245H252ZM251 246V247H252ZM36 247V246H35ZM120 247V246H119ZM188 247V246H187ZM191 247V246H190ZM189 247V248H190ZM246 247V246H245ZM34 248V247H33ZM55 248V247H54ZM116 248V247H115ZM118 248V247H117ZM192 248V247H191ZM89 249H92L91 247L89 248ZM95 249V248H94ZM97 249V248H96ZM94 250L92 253L93 254H98V251H101V250H99V249H97V250ZM241 249H240V251H241ZM245 249V248H244ZM243 249V250H244ZM247 249V248H246ZM104 250V251H105ZM92 251V250H91ZM173 251V250H172ZM193 251V250H192ZM191 251V252H192ZM217 251V253H220L219 251V249H217L216 250ZM109 252V251H108ZM108 252L106 253V256H107V254H108ZM157 252H159V251H157ZM174 252V251H173ZM188 252V251H187ZM247 252V251H246ZM53 253H55L54 251H53ZM102 253H103V251H102ZM238 255H239V253L238 252H236ZM92 254V255H93ZM103 254H105V253H103ZM221 254V253H220ZM244 254V253H243ZM250 254V253H249ZM252 254V253H251ZM7 255V254H6ZM54 255V254H53ZM102 255V254H101ZM223 255V254H222ZM246 254H244V256H245ZM103 256V255H102ZM175 256L177 257V256H179V255H176L175 254ZM224 256V255H223ZM240 256H242V254H240ZM219 257V256H218ZM247 257H248V255H247ZM53 258V257H52ZM51 258V259H52ZM178 258H180V257H178ZM217 258V257H216ZM220 258H221V255H220ZM224 258H225V256H224ZM223 258V260H225ZM243 258V257H242ZM246 258V257H245ZM244 258V259H245ZM251 258V257H250ZM254 258V257H253ZM54 259L55 258H53V260H51V261H54ZM56 259H57V257H56ZM89 259H90V257H89ZM91 259H92V257H91ZM107 259V258H106ZM177 259V258H176ZM243 259V260H244ZM180 260H182V259H180ZM250 260V259H249ZM248 260V261H249ZM254 260V259H253ZM59 261V260H58ZM57 261V262H58ZM61 261H62V259H61ZM87 261H88V259H87ZM245 261H247V260H245ZM247 261V262H248ZM49 262H50V260H49ZM56 262V263H57ZM114 262H111V263H109V264H116V263H114ZM160 262V261H159ZM179 262V261H178ZM184 262H186V261H184ZM227 262H229V261H227ZM252 261H250V263H251ZM161 263V262H160ZM187 263V262H186ZM221 263V262H220ZM185 264V263H184ZM222 264V263H221ZM229 264V263H228ZM249 264V263H248Z\"/></svg>", "mask_w": 264, "mask_h": 264}]
</instances>
